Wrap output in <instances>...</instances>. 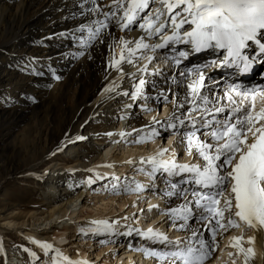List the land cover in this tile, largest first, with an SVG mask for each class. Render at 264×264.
I'll return each mask as SVG.
<instances>
[{"label":"bare ground","instance_id":"1","mask_svg":"<svg viewBox=\"0 0 264 264\" xmlns=\"http://www.w3.org/2000/svg\"><path fill=\"white\" fill-rule=\"evenodd\" d=\"M111 2L112 0H97L100 5H109ZM81 3L83 0H0V135L2 136L4 131L10 132L19 122L28 119L26 133L23 132L26 134L25 139L20 141L18 146L13 145L12 153L1 166L2 179L6 181L8 178H14L15 185L18 182L19 185L21 183L25 185L26 182L33 181L41 186L38 194L41 203L38 201L31 208L23 209L19 203L13 205L3 199L0 205V255L2 256L0 264H21V259H25L24 263H26L24 252L13 251L14 248L11 245V242L20 238L24 239L23 241L27 240L26 244L29 250L36 254L35 257L30 256L29 264H52L53 257H55L56 264H68L67 256H80L83 260L91 261L96 257L90 259L88 252L80 249L78 243H72L71 238L72 235H78V231L86 230L83 229L86 222L88 224L93 221L116 222L113 225L114 234L103 233L105 237L109 236L106 237V245L110 248L104 250L105 252L111 250L113 242L118 241L121 245L128 244L126 253L133 250L145 255L141 250L142 244L136 248L133 246V242L131 243L132 240L140 241L141 239V236L134 231L139 229L138 226L142 228L164 227L168 239L175 241L179 238L182 242L181 246L191 243L199 247L195 243L197 237H193L190 230L173 228L165 214L168 207L177 206L182 203V199L169 198L163 194L160 188H156V191L153 192L165 198V203L159 204L155 199V194L151 192L149 194L148 191H152L150 189L156 185L152 184L153 182L162 181L161 183L164 184V181L159 174L154 179L147 175L151 171V165L142 163V158L147 160L162 148L168 149L163 159H169L175 153L179 163L197 162L195 156L189 155L185 151L179 134L174 135L172 130H166L161 126L164 121H161V124L153 122L154 117L158 121L156 112H154V105H158L155 99L156 93L161 88H164V91L168 93L167 86L163 84L162 77L145 74L148 83L143 87V92L149 99L140 100L141 97H137V100L133 102L131 92L133 85L138 84L140 76L137 69L147 63L145 58L147 52H143L142 56V50L136 52L132 64L120 62L119 67L123 69V72L108 67L113 56L118 61L120 59V37L123 36L125 40L133 42L131 46L134 47V42L142 35V31L135 24L123 32L115 24H110L109 28L101 33L99 40L87 48L84 55L77 56L81 45L78 40L74 41L68 33L75 32L78 37L83 35L87 39V32L77 31L78 25L87 24L95 19H103L102 16L97 17L91 13L82 15L84 9L91 8L92 5L84 3L81 8ZM156 6L151 5L150 7L155 8ZM105 10L108 9L105 8ZM61 33H65V35H60ZM153 41L154 43L159 42L157 37H153L148 42ZM261 42L264 43V39ZM249 44L250 47L245 50L246 54L256 55L255 45L251 42ZM113 45L114 47L110 49V46ZM181 47L183 46L177 45L178 49ZM166 51L164 50L163 53ZM222 52L223 50H220V53ZM167 53L168 55L172 54L170 49ZM218 55L219 53L211 49L192 53L187 60L183 61L180 70L187 68L189 60L199 59L198 65H202L215 59ZM33 57L37 58V62L32 61ZM33 64H35L36 71L43 72L44 75L33 74L31 70ZM49 67L55 69L59 79H53ZM252 70V74L239 76L237 80L246 82L248 86L258 84L259 89H264V64H256ZM205 71L208 76L213 72L212 69H205ZM219 71H226L230 74L231 79L238 75L235 74V69H219ZM171 74L172 71L164 72L165 76ZM223 78V76L217 75L212 80L220 81L221 84ZM153 81L156 82L155 90L152 87ZM206 83L209 81L206 80ZM228 83L223 82L219 85L224 88ZM210 87L218 95L222 94L214 85ZM109 88H115V91H107ZM171 89L172 92L178 93L177 103H179V98L185 95V89L175 83L171 85ZM71 90H74V93L70 98ZM124 92H128L129 95H123ZM205 94L212 95L209 92ZM168 100L171 99L168 98ZM146 103L149 104H147V109L150 110L145 111L146 117L140 118L138 106H143ZM255 103L259 106V97L256 98ZM136 104L139 105L136 106ZM126 105L132 106L126 107ZM209 106L211 107V105ZM187 108L188 105H185L176 114L180 115L181 112H186ZM173 112L174 108L169 116ZM102 115L104 116L102 117ZM126 120L128 121L127 126H123ZM84 126L85 129H82ZM117 127L119 130L116 135L120 136V139L109 138L107 133H115ZM132 127H138L137 129H141L142 133L146 135L147 146L137 144L136 141L139 138H133L132 134L128 136ZM153 129L160 135H154ZM121 131L126 135L121 136ZM147 134L152 138L148 139ZM164 136L166 137L164 138ZM78 137L86 139H77ZM177 138L178 141L175 143L174 140ZM140 139L142 140V138ZM163 139H169L166 146L161 143ZM116 142L118 145L122 142L123 146L121 147L123 152L119 157L115 153ZM126 148L127 150H125ZM141 148H144L143 151ZM65 152L67 155H62ZM72 154H74L73 157H71ZM58 156L63 157L61 162ZM112 158L113 162L110 161ZM129 158H137L138 161L132 163L133 159H131V163L129 160L124 162ZM49 160L52 161L51 170L48 172L47 168L42 170ZM115 160L119 162L116 163ZM107 165H111V167ZM88 170H94L101 180L100 185L109 183L112 185V189L117 187L116 189L121 190L119 193H110L111 198L109 199L111 200L108 199L109 202H116L120 208L128 202L132 206L136 207L137 205L138 211L135 212V215L137 214L143 221L138 219L133 221L136 218L132 215L133 208H130L128 214L122 217L107 216L105 212L99 210L100 212L98 211L93 217L94 220L88 221L92 217L83 213L82 207L85 202L81 201V204H77L88 184V181H85L89 174ZM126 172L130 174L127 175ZM134 172L135 174H133ZM128 176H133V180L128 179ZM75 177L77 180L72 182ZM177 179L179 178H174L173 182ZM60 185L64 187V190L66 189L63 194L57 193L60 190ZM137 185L142 186L145 190H135ZM1 187L2 185H0ZM125 188L131 190L130 196L122 193ZM117 195L120 197L118 198ZM18 196L21 197V195ZM100 199L104 202L107 197ZM139 204L147 206L140 209L141 205ZM150 205H157L158 208H152L149 211ZM84 216L86 217L85 224L81 223L79 226L76 221L71 223L72 219H82ZM127 216L130 218H126ZM149 216L151 217L149 218ZM129 219L133 225L123 226V224L129 223ZM119 220L122 221V226L120 223L118 224ZM151 220L153 221L151 222ZM117 226H121V228L117 230ZM189 226L191 229L199 227L195 219L189 221ZM54 228L60 229L61 232L50 234V230ZM70 229L73 230L71 233ZM130 229L133 230L131 235L122 234ZM120 230L122 231L120 232ZM201 230L203 231V229ZM116 234L120 235L115 238L111 237ZM205 236H207L206 232ZM234 237L243 238V241L242 239L240 241L242 247L253 250L248 264H264V229H254L243 223L223 231L222 235L216 237L215 251L205 260L204 264H245L244 253L231 246ZM249 237L253 238L251 242H249ZM83 239L88 240L87 237ZM33 240L46 242L52 245V248L45 255L39 245L33 243ZM29 242L33 245L31 246ZM66 243L74 244L80 254L73 245L71 247L73 246L75 251L73 249L66 251L58 246H63ZM156 244H160L159 249H156ZM156 244L151 240L147 245L157 251L175 250L171 245ZM222 252L226 255L231 253L229 257L235 262L225 258L226 255H222ZM118 261L120 264L124 262L122 259H117L115 263L111 264H117ZM163 264H166V261Z\"/></svg>","mask_w":264,"mask_h":264},{"label":"snow or ice","instance_id":"2","mask_svg":"<svg viewBox=\"0 0 264 264\" xmlns=\"http://www.w3.org/2000/svg\"><path fill=\"white\" fill-rule=\"evenodd\" d=\"M84 3H90L92 7L84 9L82 15L91 13L97 17L102 16L103 19L78 25L77 31L87 32V39L83 35L78 37L75 32L68 33L81 45L76 55H84L87 48L99 40L101 33L110 24H115L122 32L135 24L142 35L135 40L134 47L131 46L133 42L120 37V59L118 61L113 56L108 67L123 72L119 67L121 61L132 64L138 50H142V56L143 52L152 53L145 57L147 63L137 69L140 73L139 82L133 85L131 99L133 102L141 96L145 100L149 99L143 92V87L148 83L145 74L162 77L168 93L161 88L156 93V102H168L170 93L173 96L174 112L162 124L155 117L153 122L161 124L166 130H172L174 135L179 134L185 151L197 158L195 163H179L174 153L169 159H163L168 152L166 148L147 160L142 158V163L151 165V171L147 175L153 179L157 174L162 177L165 183L163 194L169 198L182 199V203L166 209L165 214L171 226L178 230H190L192 236L197 237L195 243L199 245L196 247L190 243L181 246L179 238L169 240L159 230L135 229L136 234L142 238L171 245L175 249H141L145 256L155 257L160 264L165 261L166 264H204L215 251L216 237L222 235L223 231L237 227L239 223L254 229H264V89H247L233 82L226 84L220 90L222 94L218 95L210 84L219 89L220 81L212 80L205 71L235 69V74L244 75L250 73L254 65L264 64V43L261 42L264 39V0H112L109 5H100L97 0H83L81 8ZM151 5L157 6L152 8ZM153 37H158L159 42L149 43ZM249 42L257 49L254 56L246 54ZM177 45L183 47L178 49ZM113 47L114 45L110 46V49ZM166 49H170L172 54H165L162 58L172 69V74L165 76L160 68L149 73L148 65L156 59L157 50ZM209 49L219 55L202 65L180 70L182 62L192 53ZM220 50L223 52L220 53ZM32 61L37 62V58L33 57ZM31 70L33 74L44 75L43 72L36 71L35 64ZM49 71L53 79H59L55 69L49 67ZM173 83L185 89V95L179 98V103L178 93L171 89ZM152 87L156 89L155 81L152 82ZM107 91H115V88ZM206 92L212 95H206ZM123 95L128 96L129 93L124 92ZM257 97L260 100L259 106L255 103ZM185 105H188L187 111L177 115ZM142 110L150 109L145 105ZM153 134L160 135L155 129ZM120 135L125 136L126 133L122 132ZM174 178L179 179L173 182ZM135 190L145 189L137 185ZM150 190L156 191L155 188ZM152 208L158 206L150 205L149 211ZM193 219L199 225L196 229L189 226V221ZM90 223L96 225L92 230L93 235L114 234L115 221ZM132 231L130 229L122 234L131 235ZM241 239L234 237L231 246L244 253L245 264H248L253 250L243 248ZM252 239L249 237V242ZM33 243L38 244L45 255L52 248L46 242L33 240ZM24 250L30 256H36L29 249ZM52 264H56L55 257ZM75 264L88 262L77 261Z\"/></svg>","mask_w":264,"mask_h":264},{"label":"rangeland","instance_id":"3","mask_svg":"<svg viewBox=\"0 0 264 264\" xmlns=\"http://www.w3.org/2000/svg\"><path fill=\"white\" fill-rule=\"evenodd\" d=\"M212 77H214V74H212L210 76V78H212ZM220 85H219V90H222L223 88H222V86L220 87ZM73 93H74V90H71L70 93H69L70 98L73 97ZM168 98H170L172 100L173 99V96L171 94H168ZM141 99H143L142 96H141L140 100ZM147 104L148 103L144 104L143 106H145V105L147 106ZM138 105L139 104H136V106H138ZM141 106L142 105H139L138 106L140 108L139 109V111H140V118L141 117H146V114H147L145 112L146 110H142L143 109V106L142 107ZM103 116L104 115H102V117ZM27 121H28V119L25 120V121L19 122V124L17 126L13 127L10 132L9 131L8 132L7 131H4V133L2 134V136L0 135V185H2V187L0 188V205H1L2 201H3V199H5L6 202H8V203L11 202L10 204H13V205H17V203H19V205L21 206V208H23V209L25 208L26 209V208L33 207L34 204L37 203L38 201L40 202L39 195H38L40 193V189H41V186L40 185L38 186L33 181L26 182L25 185H24V183L23 184L21 183L19 185V182H18L15 185L14 184L15 181L13 180L14 178H8V179H6V181L4 179H2L3 178V174H2V171H1V166L6 161V159L9 157V155L12 153V151L14 149L13 148V145L18 146L21 143L20 141H22L23 139H25V137H26V134H25L26 131L25 130H26V127H27ZM127 122L128 121L126 120L123 123V126H127ZM85 126L82 129H85ZM137 128L138 127H135V128L132 127L129 130L130 131V134L128 136H130L132 134L133 138H135V139L142 138V140L140 139L141 141L139 139L137 140V141H140V142H137V141L136 142H137V144H140V145L143 144V146L145 147V145L147 146V142H148L147 137H146L145 134L142 133V130L141 129H137ZM133 129H136L137 132H134ZM118 130H119V127H117L115 129V133H113L111 135L112 137L109 136V138H112V139L114 138V140L115 139H120V136L117 137V135H116V133L118 132ZM23 132H25V133H23ZM121 133H122V131H121ZM147 135H148V137H150L149 134H147ZM165 137L166 136H164V138ZM143 140H144L145 143L143 142ZM145 140H147V142ZM174 141L176 143V141H178V138L176 140H174ZM117 145H118V143L116 142L115 143V148L117 150H115V149L114 150L116 151L115 152L116 155L119 157V156H121V153L123 152V149L121 148V147H123L122 146V142H120L118 146ZM143 149L144 148H141V151H143ZM125 150H127V148ZM66 153L67 152H65L62 155H65L66 156L67 155ZM73 155L74 154H72L71 157H73ZM62 158H63L62 156H58V159L60 160V162L62 161ZM131 159H133V158L126 159V160H124V162H127L128 160L131 161ZM178 160L180 161V159H178ZM110 161L113 162V158ZM136 161H138V159L137 158H134L132 160V163H134ZM51 162L52 161L49 160L48 163H46L42 167V170H44V169L47 168V172L50 171L51 168H52V163ZM114 162L118 163L119 161L118 160H115ZM88 173L89 174H88L87 178L85 179V181H88V184L86 186V189H85L82 197L77 202V204H79V203L81 204V201L82 202L83 201L85 202V203L83 202L84 203V207H82L83 209L82 208L81 209L83 210V213H85L86 215H90L92 217V218L88 219V221L94 220L93 217L98 213L99 210H102L103 212H105L107 216H109V215L111 216L112 215V216L122 217V216H125V215L128 214V210L130 208H133L132 213L133 212L134 213L132 215H133V217H136V218L133 219V221L135 222V221H137V219L140 220V221L142 220L139 216H137V214L135 215V212L138 211V209H137L138 206L137 205L135 207V206H132L131 204H129V202H128L125 206H123V207L120 208V207H118V205L116 204V202L111 203V202L108 201V199L111 198V195H109L110 193H114V192L115 193L116 192L119 193V191H121V190L116 189L117 187H114L112 189L111 188L112 185L109 184V183H107L108 186L107 185H104V183H102L100 185L99 183H101V180L98 177V175L95 174L94 170H88ZM126 174L128 175L130 173L129 172H126ZM133 174H135V172ZM127 175H125V176L127 177ZM128 179H132L133 180V176L129 177ZM76 180H77V177H75L74 180H72V182H75ZM98 186H101V187H98ZM128 186H130V185H128ZM63 188L64 187H62L60 185V187H59L60 190H58L57 193H62L63 194L66 191V189L64 190ZM125 189H127V188H125ZM122 193H125L126 196L127 195L130 196L131 195V190H124V191L122 190ZM18 195H21V197H19ZM102 197H104V198L107 197V199L104 202H102L101 199H100ZM117 197L119 198L120 195H117ZM109 200H111V199H109ZM143 204H139V205H141L140 206V209H142L143 207H146L147 206V205H144L143 206ZM154 215H155V213L153 214V216ZM150 217L151 216H149V218ZM85 218L86 217L84 216L82 219H72L71 220V223H73V221H76V224H79V226H81V223L82 224L83 223L85 224V220H84ZM126 218H130V216H127ZM133 221L131 220V222H133ZM152 221L153 220H151V222ZM121 222L122 221L119 220L118 221V224L120 223V225L122 226ZM126 225L127 226L133 225L132 223H130V219H129V223L128 224H123V226H126ZM121 226H117L118 227L117 230H119V228H121ZM94 228H95V225L94 224H92V223H88L87 224V222H86V224L84 225V228H83V229H86V230H84V231H78V235L77 234L75 236L72 235V238H71L72 239L71 240L72 243H75V244L78 243V245H80V249L85 250L86 252H88V254H89L88 256H89L90 259L93 258L94 256L95 257H100L99 255L104 254V253H105L104 254V260L106 262H109L110 264L111 263H115L117 259L118 260L119 259H123V257L125 256V253H126L125 251L127 250V244H126V246H124V244L121 245L118 241L117 242H113L114 244H112L113 247L111 246V250H109L108 252H105L104 250H107V248H110V247H107V245H106V242H107L106 237H109V236L106 235V237H105V235L103 233L93 235L92 234V230ZM71 231H73V230L70 229L69 232L71 233ZM121 231L122 230H120V232ZM55 232H61V230L60 229H57V228L56 229L54 228V229H51L49 233L50 234H54ZM242 232H243V230H242ZM85 233H87V235ZM116 233H118V232H116ZM79 234H82V235H79ZM117 235H120V234H116V235L111 236V237L112 238L113 237L115 238ZM56 237H59V236H56ZM84 237H87L88 240L83 239ZM23 240H22V238H20L19 240H16L14 242H11V245L14 248V250L13 249H9V250H13V251H16V250H19L20 251L21 250L22 252H24V256L26 257V259L31 260V257L29 255V253L24 250V249H28V246H27V244ZM89 240H90V243H89ZM101 241H104V242L102 243ZM242 241H243V238H242ZM72 243H66L63 246H60V245H58V246L61 247V248H64L66 251H71V249L76 250L77 249L76 246H74V244H72ZM29 244L32 246L31 242H29ZM82 244H84V245H82ZM71 245H73L76 249L75 248H72L73 246L71 247ZM101 247H104V248H101ZM61 251H63V250H61ZM77 251L80 254V252H79L78 249H77ZM25 253H26V255H25ZM222 255H226V254L224 252H222ZM229 256L230 255L227 254L225 256V258L231 259V257H229ZM0 259H1V262H2V258L1 257H0ZM232 261H234V260H232ZM119 262L120 261H118L117 264ZM238 262H240V261H238Z\"/></svg>","mask_w":264,"mask_h":264}]
</instances>
